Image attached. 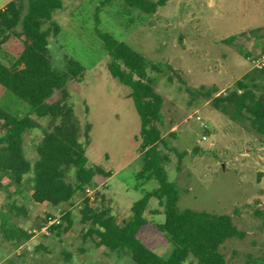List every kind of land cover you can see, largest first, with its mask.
I'll return each mask as SVG.
<instances>
[{
    "label": "rangeland",
    "instance_id": "1",
    "mask_svg": "<svg viewBox=\"0 0 264 264\" xmlns=\"http://www.w3.org/2000/svg\"><path fill=\"white\" fill-rule=\"evenodd\" d=\"M9 1L0 0V9ZM104 1L63 0V8L52 16L61 31L49 42L56 68L63 69L68 58L85 68L83 81H69L66 90L68 103L82 124L91 125L88 167L99 166L113 174L109 178L95 176L88 186L98 192L95 205L108 207L122 223L131 217L132 204L157 187L154 179L136 178L141 166L136 159L141 145L140 118L127 98L129 88L108 71V53L98 30L163 65V72L152 76L164 98V138L170 146L186 152L179 160L174 152L164 150L169 180L181 192L178 207L230 215L246 235L221 246L227 263L264 264V134L251 127L249 117L234 119L216 109L211 98L194 92L204 86L218 88L217 95L226 94L251 75L254 80L246 83L255 86L257 95L264 94V78L254 73L250 62L253 54L264 49V0H169L153 15L130 8L125 0H113L102 7ZM6 54L10 55V50L1 47L0 59ZM60 97L57 91L48 102ZM0 105L19 116L30 113L25 101L2 87ZM38 122L40 127L24 137L25 155L32 164L39 158L37 147L48 119ZM71 173L73 180L74 170ZM8 182L4 178L1 184ZM14 190L11 187L9 192ZM84 199L83 195L70 209L72 227L67 233L38 234L30 244L19 246L0 235V264H134L127 256L97 247V236L85 237L86 229L80 223ZM9 202L25 207L27 215L18 217L9 211ZM67 210L68 206L53 211L37 205L29 187L11 198L0 190V222L5 218L25 231L41 229L49 218H59L64 226ZM145 217L148 224L139 238L167 257L173 246L157 228L165 220L157 200L150 201ZM193 259L190 256L184 264H192Z\"/></svg>",
    "mask_w": 264,
    "mask_h": 264
},
{
    "label": "trees",
    "instance_id": "2",
    "mask_svg": "<svg viewBox=\"0 0 264 264\" xmlns=\"http://www.w3.org/2000/svg\"><path fill=\"white\" fill-rule=\"evenodd\" d=\"M112 1L105 0L101 6ZM168 1L125 0L130 8L147 15L155 14ZM62 8L63 0H11L0 9V48L5 46L11 52L4 60L0 59V87L30 106L28 115L19 116L0 105V190L11 198L29 187L35 203L68 206L69 210L63 215L66 225L51 227L59 236L71 229L70 209L76 206L93 178L112 176L99 166L88 167L86 149L90 145L91 125L82 124L68 103L66 85L69 81L82 82L85 68L73 58L66 60L63 69L53 64L49 42L50 38L58 36L61 28L52 21V16ZM96 32L108 53V71L129 88L127 98L132 100L140 118L141 166L136 178L139 181L154 179L157 187L132 204L131 217L122 223L108 207L95 205L97 191L94 201L85 198L80 209L85 237L97 236V247L127 256L134 264H184L190 256L194 258L192 264H228L221 246L229 239H243L246 232L240 230L228 214L180 209L181 192L168 177V156L164 150L174 152L179 160L186 152L170 146L164 138V98L157 91L152 76V73L163 72L162 63L153 62L110 34ZM254 73L264 78V68ZM247 79L254 80L253 76L246 75L226 94L217 95L218 88L204 86L194 92L211 98L216 109L234 119L249 117L251 127L263 135L264 94L257 95L253 90L255 86L250 87ZM57 91L61 92L60 99L49 103L48 99ZM42 118H47L48 122L37 147L39 158L32 164L25 155L24 137L26 132L40 127L38 120ZM4 178L9 180L6 186L1 184ZM11 187L15 189L12 193L9 192ZM153 199L163 207L165 218L157 228L173 246L167 257L151 250L139 238L140 231L148 224L145 213ZM7 206L18 217L27 215L23 206L14 202ZM1 221L0 235L4 241L19 246L31 239L27 231L5 218Z\"/></svg>",
    "mask_w": 264,
    "mask_h": 264
},
{
    "label": "built area",
    "instance_id": "3",
    "mask_svg": "<svg viewBox=\"0 0 264 264\" xmlns=\"http://www.w3.org/2000/svg\"><path fill=\"white\" fill-rule=\"evenodd\" d=\"M250 62L254 69L261 70L264 68V49L259 52L255 53L250 57ZM204 140H207V136H203ZM95 193L96 190L90 187H86L84 196L85 198L89 199L90 201L95 200ZM61 225V220L59 218H49L48 222L41 228V229H30L27 230L29 234H31L32 238L37 236L38 234H45L50 235L51 227Z\"/></svg>",
    "mask_w": 264,
    "mask_h": 264
},
{
    "label": "crops",
    "instance_id": "4",
    "mask_svg": "<svg viewBox=\"0 0 264 264\" xmlns=\"http://www.w3.org/2000/svg\"><path fill=\"white\" fill-rule=\"evenodd\" d=\"M139 154H137L136 155V159H139ZM113 175V174H112ZM37 205H40V206H42V207H47V208H49V209H52L53 211H57V210H59V209H61L62 207H53V206H51L49 203H47V202H45V203H41V204H39V203H36ZM32 240H34L32 237H31V239L29 240V241H27V242H25L26 244H30L31 243V241Z\"/></svg>",
    "mask_w": 264,
    "mask_h": 264
}]
</instances>
